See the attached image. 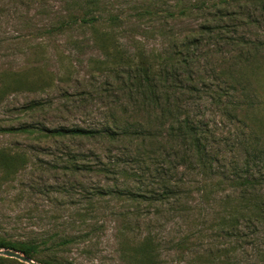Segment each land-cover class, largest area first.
<instances>
[{"label":"rangeland","instance_id":"obj_1","mask_svg":"<svg viewBox=\"0 0 264 264\" xmlns=\"http://www.w3.org/2000/svg\"><path fill=\"white\" fill-rule=\"evenodd\" d=\"M148 1L0 0V126L27 122L93 126L94 122H101L110 100L101 99L94 89L105 80L97 64L106 60L105 48L115 51L113 55L122 50L133 54L132 57L139 50L143 58L146 54L158 65L174 50L185 52L182 42L192 34L199 36L198 29L206 18L209 24L223 21L230 28L221 39L214 36L207 39V34H202L200 46L193 47L197 52L193 67L203 77L215 71L219 83L223 80L228 83V76L220 73L240 62L243 52L264 54V23L244 25L241 21L244 12L237 22L226 16L219 21L216 6L207 15L194 8L190 15L173 19L163 17L164 14L146 19L143 13ZM160 1L163 8L177 12L180 6L217 0ZM87 8L89 15L101 18L94 28L81 25L78 20L71 23L83 16ZM109 15L117 16L114 24H110ZM231 22L242 23L234 30ZM62 23L71 24L61 30L54 29ZM104 32H109L107 37ZM225 36L242 38L246 43H225ZM260 62L264 64V58ZM250 85L255 86L254 82ZM234 86L238 89V84ZM82 90L92 92L93 96L73 97L72 94ZM64 91L69 95H63ZM262 93L256 92L260 100ZM118 96L123 98L125 107L133 108L119 91ZM37 100L51 102L52 106L34 117L22 115L21 106ZM102 102L108 105L103 106ZM188 104L192 114L204 111L211 124L224 122L218 129L219 139L229 136L228 129L239 126L237 121L230 124L208 95L197 101L190 98ZM63 106L71 107V111L63 110ZM110 107L120 115L119 120L124 119L126 113H121L118 105ZM239 117L246 121L243 113ZM134 120L145 121V113L136 114ZM30 142L25 134L0 132V148H5L2 152L10 155L18 152V156L26 158L21 163L22 159L14 156L6 164L0 157V235L17 243L48 240L47 246L57 244L64 237H76L54 251L42 250L35 256L37 263L264 264V229L242 228L237 236L226 235L227 229L216 228L209 222V215L167 210L159 202L145 201V197L134 200L125 191L137 193L138 183L133 178L86 170L71 172L64 168L66 159L60 147L51 145L47 149L42 142L29 145ZM124 145L128 146L126 142L115 143L114 153L121 152ZM73 146L75 150L92 149L104 154L102 143L76 140ZM130 148L135 154L136 144ZM5 155L0 153L2 157ZM117 189L121 195L116 194ZM193 196L197 202V194ZM77 213L86 214L84 221Z\"/></svg>","mask_w":264,"mask_h":264},{"label":"trees","instance_id":"obj_2","mask_svg":"<svg viewBox=\"0 0 264 264\" xmlns=\"http://www.w3.org/2000/svg\"><path fill=\"white\" fill-rule=\"evenodd\" d=\"M180 1L176 0V3ZM162 4L160 0H149L143 13L145 18H157L164 14L163 17L173 19L188 15L194 8L207 15L211 13L210 8L216 6L219 21L226 16L230 21L237 22L244 12L241 17L244 25L264 23V0H217L210 4L199 1L190 7L180 6L177 12L163 8ZM228 5L235 8L229 9ZM89 11L87 8L83 16L71 20V23L78 20L81 25L94 28L101 18L89 15ZM108 18L110 24L118 19L113 15ZM205 21L200 24L199 36L192 34L182 42L186 47L185 52L174 50L158 65L146 54L143 58L139 50L132 57L133 54H126L122 50L113 55L115 51L104 49L106 60L97 64L101 66L98 71L105 80L94 91L101 99H109L110 106L118 105L120 112L126 113L124 119L119 120L120 115L102 102L108 108L104 110L101 122H94L93 126H46L41 122H27L0 126V132L25 134V139L42 142L47 149L51 145L60 147L66 159L64 168L71 172L86 170L133 178L138 183L137 193L129 189L125 191L134 200L145 197V201L159 202L167 210L185 214L192 211L203 217L209 215V222L216 228L222 231L227 229L226 235L237 236L242 228L264 229V64L260 62L264 54L243 52L245 56H239L240 62L229 65L226 72L220 73L228 76V83L224 80L220 81L222 84L219 83L215 71H210L209 77H203L193 67V61L197 58L195 48L200 46L202 34H207V39L213 36L221 39L230 28L223 21L213 24ZM71 23H62L54 29L61 30ZM231 23V29L236 30L242 22ZM214 31H217L215 35ZM107 33L104 32L106 37ZM224 39L229 44L246 43L242 38L229 39L225 36ZM112 63L116 66L111 67ZM251 82L255 84L253 88ZM233 83L238 84V89ZM237 90L240 93L237 94ZM118 91L133 104L132 109L123 105L125 102L118 96ZM257 91L263 92V99L260 100ZM62 94L67 96L68 93L64 91ZM72 95L79 98L93 96L92 92L84 90ZM203 95H208L211 103L221 114H225L230 124L239 122L235 130L228 129V137H217L223 121L211 124L204 111L191 113L189 99L197 101ZM51 106V102L37 100L21 106L19 110L22 115L34 117L36 113H45L44 110ZM70 109L63 106L67 112ZM129 112L132 115H128ZM142 112L145 113V121L134 120V116ZM241 113L247 123L240 120ZM29 135L33 137H27ZM76 140L102 143L105 145L104 154L92 149L75 150L73 144ZM124 141L128 146L124 145L121 152L114 153V144H124ZM31 142L29 145L33 144ZM133 143L136 144L135 154L130 148ZM0 150V153L7 154L2 152L5 148L1 147ZM18 155L16 152L0 157L6 164L14 156L25 163L26 158ZM129 164H136L137 167L129 169L126 166ZM193 193L197 194V202L193 201ZM116 194L121 195V190L117 189ZM77 214L84 221L86 214ZM74 240L75 236L64 237L57 244L47 246L48 240L38 243L29 239L17 243L0 235V248L20 250L36 261L35 256L42 250L54 251L56 247ZM4 261L26 264L0 256V264Z\"/></svg>","mask_w":264,"mask_h":264},{"label":"water","instance_id":"obj_3","mask_svg":"<svg viewBox=\"0 0 264 264\" xmlns=\"http://www.w3.org/2000/svg\"><path fill=\"white\" fill-rule=\"evenodd\" d=\"M0 256L8 257V258H13L17 259L21 262H24L26 264H39L36 261L30 259L26 255H24L22 252L8 249V248H2L0 249Z\"/></svg>","mask_w":264,"mask_h":264}]
</instances>
